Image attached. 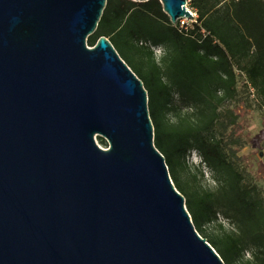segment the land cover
Masks as SVG:
<instances>
[{"label": "water", "instance_id": "1", "mask_svg": "<svg viewBox=\"0 0 264 264\" xmlns=\"http://www.w3.org/2000/svg\"><path fill=\"white\" fill-rule=\"evenodd\" d=\"M105 5L0 0V264H225L154 144L142 81L105 36L87 46Z\"/></svg>", "mask_w": 264, "mask_h": 264}, {"label": "trees", "instance_id": "2", "mask_svg": "<svg viewBox=\"0 0 264 264\" xmlns=\"http://www.w3.org/2000/svg\"><path fill=\"white\" fill-rule=\"evenodd\" d=\"M188 2L196 15L184 26L180 20L170 21L159 0H106L88 40L93 46L100 36L109 39L142 81L154 144L166 164L173 169L192 150L198 152L201 164L222 174L214 175L221 185L217 193L198 189L185 193V205L200 236L225 264H264V200L254 185L242 182L228 159L230 146L238 144L233 139L237 116L223 106L236 98L238 76L264 105V0ZM139 42L148 50L164 48L158 63L143 57L135 46ZM172 94L178 96L180 107L192 110L186 126L176 127L163 119ZM176 185L185 192L177 181ZM221 206L225 217L234 220L237 233L221 231L210 237L202 227L216 220ZM248 249L254 258L242 261Z\"/></svg>", "mask_w": 264, "mask_h": 264}, {"label": "rangeland", "instance_id": "3", "mask_svg": "<svg viewBox=\"0 0 264 264\" xmlns=\"http://www.w3.org/2000/svg\"><path fill=\"white\" fill-rule=\"evenodd\" d=\"M187 7L195 14L188 1ZM180 23L189 26L191 21L182 19ZM90 44L87 40V46L91 47ZM135 46L141 48L145 59L153 58L156 63L164 54L163 47H149L150 53L142 42L136 43ZM118 53L122 57L119 51ZM244 84V78L238 76L236 98L233 101H226L223 105L231 109L237 116L233 139H236L238 144L230 146L227 156L235 169L242 175V182L254 185L259 196L264 200V105L260 104V101L252 93V89L245 87ZM171 98L169 106L163 109V119L176 127L186 126L189 121H192V110L180 107L176 94H172ZM103 141L104 143L100 142L96 137L97 144L105 148L108 144L104 138ZM200 160L198 152L191 150L185 158H180V163L175 164L173 169L171 165H167L171 179L177 190L185 197V201L187 199L186 192L198 189L217 193L220 189L221 185L214 175L222 177V174H215L209 167L201 164ZM221 180L223 181L222 178ZM176 181L185 192L177 187ZM219 209L216 220L202 227L204 232L210 237H215L221 231L237 233L234 220L225 217V210L222 206ZM253 258L251 249L244 251L242 261H252Z\"/></svg>", "mask_w": 264, "mask_h": 264}]
</instances>
